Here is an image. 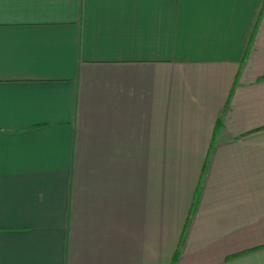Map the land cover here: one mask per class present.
Wrapping results in <instances>:
<instances>
[{
	"label": "crops",
	"instance_id": "0c3cea01",
	"mask_svg": "<svg viewBox=\"0 0 264 264\" xmlns=\"http://www.w3.org/2000/svg\"><path fill=\"white\" fill-rule=\"evenodd\" d=\"M0 264H264V0H0Z\"/></svg>",
	"mask_w": 264,
	"mask_h": 264
}]
</instances>
